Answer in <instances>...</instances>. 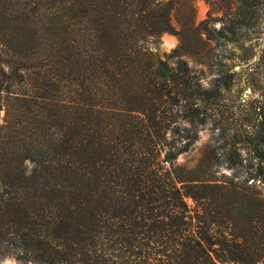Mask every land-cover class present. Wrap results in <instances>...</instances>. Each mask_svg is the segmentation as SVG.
<instances>
[{"label":"trees","instance_id":"trees-1","mask_svg":"<svg viewBox=\"0 0 264 264\" xmlns=\"http://www.w3.org/2000/svg\"><path fill=\"white\" fill-rule=\"evenodd\" d=\"M192 3L0 0V261L264 264V0H227L218 29ZM206 39L256 97L226 105L220 60L201 84L184 55Z\"/></svg>","mask_w":264,"mask_h":264},{"label":"rangeland","instance_id":"rangeland-1","mask_svg":"<svg viewBox=\"0 0 264 264\" xmlns=\"http://www.w3.org/2000/svg\"><path fill=\"white\" fill-rule=\"evenodd\" d=\"M226 1L227 0H193L195 23L205 21L207 26L218 29L224 21L225 16L217 8ZM172 24L176 25L173 20ZM249 32L250 43H255L257 45L264 34V17L259 18L257 24L254 25ZM203 41L204 42H198L192 40L193 46H191V48H189L190 51H187L188 53L184 55L188 66L192 69L193 73L200 78L201 84L207 86L210 83L218 69L214 62L220 60L225 64H231L230 70L235 71V75L232 77L233 85L230 91L224 96L226 105L234 108L238 106L240 102L256 97V93L250 91V89L245 86L240 72V62L235 58V55L234 57L229 55L231 52L230 48H233L234 52L238 53L234 45H223L220 40L217 42L211 39ZM176 44L177 38L174 34L168 32L159 34L158 48L161 53L169 54ZM245 45H247V43H245ZM211 127L212 122L208 121L198 128L196 140L191 144L187 152L177 155L175 164H192L196 160L199 150L211 140ZM219 171L227 172L224 169H220ZM0 263L20 264L19 261L12 256L3 257Z\"/></svg>","mask_w":264,"mask_h":264}]
</instances>
